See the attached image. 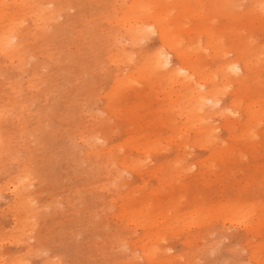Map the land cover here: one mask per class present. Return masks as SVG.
Wrapping results in <instances>:
<instances>
[{
  "label": "rangeland",
  "instance_id": "obj_1",
  "mask_svg": "<svg viewBox=\"0 0 264 264\" xmlns=\"http://www.w3.org/2000/svg\"><path fill=\"white\" fill-rule=\"evenodd\" d=\"M118 1L0 0L14 47L0 49V264H264V10L159 1L200 70L211 37L246 63L228 128L204 120L218 127L210 143L185 90L142 60L156 34L112 39ZM233 203L253 205L256 231L230 221Z\"/></svg>",
  "mask_w": 264,
  "mask_h": 264
},
{
  "label": "bare ground",
  "instance_id": "obj_2",
  "mask_svg": "<svg viewBox=\"0 0 264 264\" xmlns=\"http://www.w3.org/2000/svg\"><path fill=\"white\" fill-rule=\"evenodd\" d=\"M159 1L160 0H119L117 5L113 7V22L117 23L118 30L112 32L111 37L115 40L121 38L124 43H127L128 47H133L139 39L150 33L156 34L157 44L147 52V56L142 60L145 61L150 71L161 72L168 84L180 86L185 90L190 105L189 110L197 113L200 116L199 120H202L203 126L199 132L201 141L213 143L217 140L216 129L218 127L211 123L204 124V120L215 114L216 117L222 120L221 126L228 128L230 123L229 120L239 112V106L242 102L239 101L241 95L238 91L233 93L227 92V90L231 85L239 83L240 81L243 82L247 74L246 63L238 59L232 47H225L222 42H216L213 40V37H211L212 41L210 45L201 46L202 52H206L208 48L207 55L211 56V62L207 70H200L201 65L194 63V59L187 50H181L179 48L177 39L173 37L168 38L163 23L164 10H157L160 4ZM251 6L256 8V10H264V2L262 0H252ZM7 31L9 32L10 30ZM1 33L0 49L3 50L5 46H8L5 52L12 50L14 48L12 43L13 39L10 40V38L13 36L9 35L6 31ZM115 48L119 50L124 49L128 57L136 53L124 46ZM230 53H232L233 56L228 57ZM125 68L123 69V71L126 70L125 75H122V72L114 73L112 79L115 83L124 84L125 79L134 73L133 70H131V65H127ZM248 105H250V103L246 106ZM247 114L249 115L250 112ZM249 118L253 117L250 116ZM250 133H252V131ZM141 151L145 153V156L149 157L148 150ZM133 165L135 166V162ZM16 185L10 188L13 190L14 194ZM233 204V208L228 210L230 213L226 215L232 218L230 221L236 223L238 226L241 225L245 230L256 231V227L260 223L259 218L256 220L248 219L253 205L247 204L248 207L246 206V208H243L244 206L242 203ZM198 209L201 208L192 210V213ZM162 214L158 219H153V223L157 220L162 221L164 217ZM138 215L132 216L137 217ZM192 218L193 217H190L188 221L190 222L189 224L193 225ZM131 222L135 224L137 223V219L133 218ZM153 236L155 237L156 234ZM161 237L163 238L162 235L160 238ZM259 245L260 242H255L254 248L251 250L252 256L258 251ZM140 249L142 252L149 251L151 254V249L149 247H147L146 250H144V248Z\"/></svg>",
  "mask_w": 264,
  "mask_h": 264
}]
</instances>
